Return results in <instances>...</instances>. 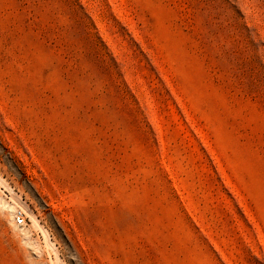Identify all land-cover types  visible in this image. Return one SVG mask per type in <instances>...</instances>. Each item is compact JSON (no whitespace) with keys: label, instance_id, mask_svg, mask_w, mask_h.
Here are the masks:
<instances>
[{"label":"rangeland","instance_id":"rangeland-1","mask_svg":"<svg viewBox=\"0 0 264 264\" xmlns=\"http://www.w3.org/2000/svg\"><path fill=\"white\" fill-rule=\"evenodd\" d=\"M0 264H264V0H0Z\"/></svg>","mask_w":264,"mask_h":264},{"label":"built area","instance_id":"built-area-1","mask_svg":"<svg viewBox=\"0 0 264 264\" xmlns=\"http://www.w3.org/2000/svg\"><path fill=\"white\" fill-rule=\"evenodd\" d=\"M14 220L17 225H23L26 223V213L22 208L14 210Z\"/></svg>","mask_w":264,"mask_h":264}]
</instances>
